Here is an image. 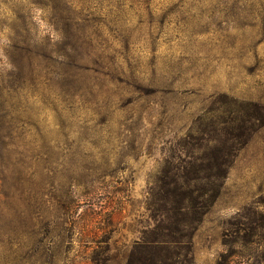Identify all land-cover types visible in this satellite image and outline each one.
I'll return each instance as SVG.
<instances>
[{
  "label": "rangeland",
  "instance_id": "374dc122",
  "mask_svg": "<svg viewBox=\"0 0 264 264\" xmlns=\"http://www.w3.org/2000/svg\"><path fill=\"white\" fill-rule=\"evenodd\" d=\"M156 3L0 0V264H264V130L201 148L264 108V0Z\"/></svg>",
  "mask_w": 264,
  "mask_h": 264
},
{
  "label": "trees",
  "instance_id": "16d2710c",
  "mask_svg": "<svg viewBox=\"0 0 264 264\" xmlns=\"http://www.w3.org/2000/svg\"><path fill=\"white\" fill-rule=\"evenodd\" d=\"M156 1L150 0L154 8L157 6ZM212 1L215 5L223 4L224 7L229 5L232 13L227 15V17L242 19L243 23L246 24L248 12L245 0ZM251 105H253L252 116L247 115L248 112L242 115L237 110L229 111L230 115H228V118H224L220 126L215 125L213 134L204 145H201L202 157L209 159L210 164L215 167L213 171L202 172L207 180L224 183L229 177L233 161L254 141L255 135L259 131L264 130V108L257 100H251ZM220 112L223 111L221 110ZM0 251L7 256L13 257L16 261L24 260L22 253L19 251V246L0 245ZM131 254L129 253L128 256Z\"/></svg>",
  "mask_w": 264,
  "mask_h": 264
}]
</instances>
